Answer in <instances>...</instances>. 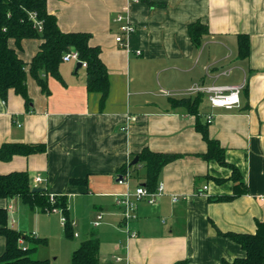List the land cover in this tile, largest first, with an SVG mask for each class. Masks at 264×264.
Returning a JSON list of instances; mask_svg holds the SVG:
<instances>
[{
	"label": "crops",
	"instance_id": "crops-1",
	"mask_svg": "<svg viewBox=\"0 0 264 264\" xmlns=\"http://www.w3.org/2000/svg\"><path fill=\"white\" fill-rule=\"evenodd\" d=\"M150 1L152 6L129 0L47 1V10L62 31L89 33L90 44L100 47L109 74V95L100 109L99 95L87 93L85 68H76L75 61L61 63V80L48 79V94L29 78L28 108L10 90L6 101L0 98V146L43 143L46 151L0 161V174L25 171L34 188L66 196L78 235L74 238L84 241L91 233L97 234L99 264H174L183 260L220 264L242 258L241 247L217 235V230L254 233L255 222L264 221V0ZM118 14H126L135 28L127 47L115 42ZM195 22L208 29L199 47L187 32ZM239 35L249 37L245 60L237 58ZM38 44L37 40L23 41L20 57L30 61ZM28 48L29 59L25 60L23 51ZM218 72L229 73L213 79ZM214 82L244 84L238 108H198L204 123L208 114H214L207 123L209 138L224 148L225 161L237 168L248 191L219 203L208 198L232 195L231 170L200 157L207 145L195 131V116L171 102L193 98L187 95L188 89ZM143 149L181 157L161 169L158 184L164 192L156 204L137 203L136 219L129 224L136 236L129 238L117 200L141 184L144 170L130 163ZM124 168L132 173L128 184L117 180ZM36 177L42 182L35 184ZM81 179L87 183H70ZM17 201L0 200V208H7L9 227L34 239L49 236L50 227L41 222L51 217L44 216L49 212L22 203L26 210ZM12 214L27 219L33 230L19 229ZM97 215L102 220L94 227ZM4 245L0 237V255ZM41 256L37 248L35 259L70 264V260L58 262L56 256Z\"/></svg>",
	"mask_w": 264,
	"mask_h": 264
},
{
	"label": "trees",
	"instance_id": "trees-1",
	"mask_svg": "<svg viewBox=\"0 0 264 264\" xmlns=\"http://www.w3.org/2000/svg\"><path fill=\"white\" fill-rule=\"evenodd\" d=\"M48 0H0V98L6 101L11 90L20 96L28 108L30 98L27 92V81L31 78L43 94H48V79L60 81L59 66L62 56L72 50L76 51L79 59L85 63L87 93L99 95V108L102 109L109 95V74L100 58L99 46L90 44L91 34L85 32H64L57 25V19L47 10ZM152 6L150 0H138ZM35 15L41 23L38 30L35 22L30 18ZM188 35L195 47H199L201 39L208 33L207 26L195 22L188 26ZM25 40L39 41L38 49L30 61L26 62L20 57L22 42ZM249 37L239 35L237 38V58L245 60L249 54ZM204 95L198 94L193 98L171 100L177 106L185 108L188 114L195 116V131L199 133L207 145L206 153L200 157L206 161H216L221 167L231 170L230 180L233 181V193L230 196L208 198L210 202H230L247 194L241 175L237 168L225 161V150L217 140L209 138L208 124L202 122L199 106ZM46 151L43 143H4L0 146V161L8 162L14 156H30L42 154ZM138 166L144 170V176H135L148 191L154 192L158 185L161 169L168 163L180 158L177 154L154 153L143 149L138 155ZM124 168V172H125ZM122 172V173H124ZM134 175V174H133ZM218 183L223 182L216 180ZM71 184H83L87 181L71 180ZM27 172H11L0 174V200L18 199L31 209L38 208L43 212L52 208L61 210L66 222L63 227L67 239H73L74 229L69 217L67 198L59 196L53 203L49 202V194L45 189L33 192ZM211 225L214 224L210 221ZM215 227V226H214ZM254 233H222L217 235L230 239L238 244L245 252L242 258L232 261L222 260L220 264H264V221L255 222ZM0 237L4 238V252L0 255V264H50L48 260H39L33 257L37 246L46 245L45 239L30 238L23 233L12 229L8 225L7 208H0ZM23 239V247L18 244ZM99 239L96 233L79 243L72 252L70 264H99ZM174 264H188L187 260Z\"/></svg>",
	"mask_w": 264,
	"mask_h": 264
},
{
	"label": "built area",
	"instance_id": "built-area-1",
	"mask_svg": "<svg viewBox=\"0 0 264 264\" xmlns=\"http://www.w3.org/2000/svg\"><path fill=\"white\" fill-rule=\"evenodd\" d=\"M133 2H137L138 0H129ZM38 27V30H41V23L36 20L35 15H31L30 17ZM114 22L119 24V33L115 37V42L120 44L122 47H127V40L134 33L135 28L129 21L128 16L125 14H118ZM139 54V52H137ZM75 61L80 63L82 67H85V63L79 59V55L76 51L72 50L62 56V62ZM229 72H221L217 76H213V79H217L220 76H227ZM210 74H208L209 76ZM244 89V84L241 85H219L212 83L211 85H195L187 90V94L190 96H196L198 94L204 95L207 98L209 106L212 109L222 108V109H233L238 108L240 106V97L242 91ZM161 93L168 95V93L161 91ZM214 117L213 113H210L206 116V122L210 123L212 118ZM131 172L127 169L121 176H118L117 180L119 183L128 184L131 178ZM42 180L39 177L34 179V183H41ZM36 187V185L34 186ZM164 188L162 184H158L156 190L154 192L148 191L145 187L139 185L137 186L133 192H126L123 194L120 199L117 200L118 205H120L122 209V216L124 220V230L129 236V238H133L136 236L135 232H131L129 229V224L132 220L136 219V208L137 203L140 201H145L150 205H155L158 199L163 195ZM49 202L53 203L55 201L56 196L49 195ZM177 198H173V202H176ZM49 213H61L60 209L52 208L47 210ZM61 225L64 227L65 218L61 215ZM102 220L101 215H97L96 219L92 222L94 227L100 225ZM72 227H75V224L71 223ZM74 237L78 235L74 232ZM18 244L23 247L24 241L23 239H19ZM24 248V247H23ZM113 259L117 262H120L121 259L118 257H113Z\"/></svg>",
	"mask_w": 264,
	"mask_h": 264
},
{
	"label": "rangeland",
	"instance_id": "rangeland-1",
	"mask_svg": "<svg viewBox=\"0 0 264 264\" xmlns=\"http://www.w3.org/2000/svg\"><path fill=\"white\" fill-rule=\"evenodd\" d=\"M23 52L24 53L22 57L25 60H28L29 59V48ZM204 98L205 99H203V103H201L200 105L201 109L209 106L207 98L206 97ZM17 202L20 204V206H24L22 205L20 201H17ZM23 208H25L26 210H29L26 206H24ZM48 215H50L51 217H45V218L43 217L45 221L41 219L42 223H47L48 228L50 227L48 230L49 236L45 238L47 240V245L37 246L38 250H40V252L43 253V256H41L43 258L41 259H46L47 257L48 259H50V257L56 256L58 257V262L66 261L67 263L71 258V250H73L74 247H77V245L82 241V238L67 239L64 235L63 227L61 225L60 219H61L62 214L61 213H48L47 215H44V216H48ZM10 217H11V214H10ZM12 217L15 221V225L22 231L29 232L33 230L32 226H29V221L27 219L18 218L19 215L16 216V214L15 216L12 214ZM29 227L32 229H30Z\"/></svg>",
	"mask_w": 264,
	"mask_h": 264
},
{
	"label": "water",
	"instance_id": "water-1",
	"mask_svg": "<svg viewBox=\"0 0 264 264\" xmlns=\"http://www.w3.org/2000/svg\"><path fill=\"white\" fill-rule=\"evenodd\" d=\"M80 67H81V64H80V63H77L76 68H80ZM137 162H138V157L136 156V157L131 161L130 165H131V166H135V165L137 164ZM32 191H33V192H36V191H39V189H38V188H34Z\"/></svg>",
	"mask_w": 264,
	"mask_h": 264
}]
</instances>
